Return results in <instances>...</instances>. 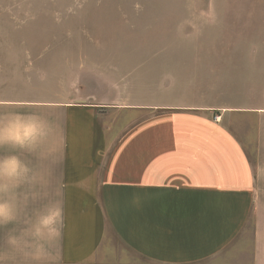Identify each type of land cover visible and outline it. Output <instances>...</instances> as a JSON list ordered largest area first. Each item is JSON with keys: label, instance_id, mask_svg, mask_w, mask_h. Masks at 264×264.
Instances as JSON below:
<instances>
[{"label": "crops", "instance_id": "obj_1", "mask_svg": "<svg viewBox=\"0 0 264 264\" xmlns=\"http://www.w3.org/2000/svg\"><path fill=\"white\" fill-rule=\"evenodd\" d=\"M29 57L0 65V122L35 116L47 134L0 159L30 169L8 199L32 207L33 238L62 206L59 234L42 237L55 260L89 264L112 239L147 264H264L263 65L254 99L209 78L206 100L170 105L74 99L66 71L40 77Z\"/></svg>", "mask_w": 264, "mask_h": 264}, {"label": "rangeland", "instance_id": "obj_2", "mask_svg": "<svg viewBox=\"0 0 264 264\" xmlns=\"http://www.w3.org/2000/svg\"><path fill=\"white\" fill-rule=\"evenodd\" d=\"M22 55L40 77L67 72L74 99L186 104L206 100L209 78L254 99L264 0H0V65ZM13 206L0 264H61L31 236L32 207ZM89 264L147 263L109 239Z\"/></svg>", "mask_w": 264, "mask_h": 264}, {"label": "clouds", "instance_id": "obj_3", "mask_svg": "<svg viewBox=\"0 0 264 264\" xmlns=\"http://www.w3.org/2000/svg\"><path fill=\"white\" fill-rule=\"evenodd\" d=\"M47 134L45 124L35 116L17 115L7 124L0 122V146L11 145L21 150H32ZM30 169L18 157L8 156L0 159V225L11 223L15 219L14 206L8 199L26 179ZM63 223V209L59 204L49 206L33 225L32 235L40 239L59 234V226ZM10 244L16 238H10Z\"/></svg>", "mask_w": 264, "mask_h": 264}]
</instances>
